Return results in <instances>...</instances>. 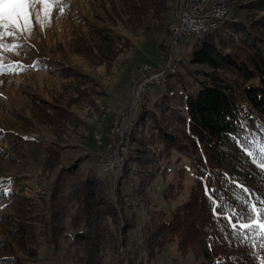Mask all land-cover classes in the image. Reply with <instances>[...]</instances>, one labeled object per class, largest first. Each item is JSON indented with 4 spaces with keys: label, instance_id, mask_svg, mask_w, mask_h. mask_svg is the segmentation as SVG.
<instances>
[{
    "label": "trees",
    "instance_id": "16d2710c",
    "mask_svg": "<svg viewBox=\"0 0 264 264\" xmlns=\"http://www.w3.org/2000/svg\"><path fill=\"white\" fill-rule=\"evenodd\" d=\"M119 6L136 22L145 19L142 23H147L165 13L171 14L174 0H119L116 7ZM232 8L230 20L194 46L184 67L185 74L173 75L164 86L163 95L141 106L139 117L128 130L127 153L116 183L102 167L98 170L94 153L64 167L66 149L61 150L54 163L55 168L62 170L61 176L52 192V202L48 200L42 206L45 218L38 233L43 238L34 245L48 247L60 242L54 227V210L72 208L64 236L74 251L86 254L83 250L92 241L94 209L99 198L107 196L105 201L114 208L113 216L123 198L140 205L148 203L152 184L170 172L164 162L176 154L178 162L187 161V168L177 169L162 197L171 201L172 194L180 195L185 173L192 172L195 180L189 187V199L174 212L152 204L147 206L143 241L134 251L125 250L128 263L151 264L165 246L174 243L180 256L192 253L201 260L198 264L264 262V249L259 247L255 232L244 241L234 237L225 221L215 214L219 209L214 210L205 192V186L216 189L215 199L220 201L223 197L221 202L238 208L243 207L238 201L240 196L251 195L253 202L257 197L264 198V171L248 155L254 141L264 144V0H235ZM171 23L169 16L164 19L169 34ZM39 62L33 68H45ZM84 90L70 101L72 107L81 109L91 104L92 99ZM58 108L53 125L57 127L67 121L73 125L69 128L76 127L74 112ZM41 123L52 125L46 119ZM48 149L49 145L44 149L46 154ZM237 184L246 186L250 193L242 192ZM10 188L0 189V215L19 194ZM120 221L124 229L126 224ZM32 229L29 227L31 238L36 237ZM34 245L29 249L16 242L0 245V264H36L40 249ZM141 248L149 254L145 260L138 256ZM19 252L23 254L20 260ZM123 263L122 254L116 251L111 264Z\"/></svg>",
    "mask_w": 264,
    "mask_h": 264
},
{
    "label": "rangeland",
    "instance_id": "374dc122",
    "mask_svg": "<svg viewBox=\"0 0 264 264\" xmlns=\"http://www.w3.org/2000/svg\"><path fill=\"white\" fill-rule=\"evenodd\" d=\"M181 3L182 0H174L171 14L165 13L147 23H142L145 19H141L139 23L123 12L121 6L116 7L119 0H67L64 15L55 12L50 24L37 26L31 36L25 31L22 38L15 41L24 45L22 55L4 53L5 63L17 61L24 68L0 76V180L4 181L6 189L11 187L19 192L11 207L0 215L1 247L16 242L29 249L34 243L41 242L43 237L38 233V226H43L45 218L42 206L48 200L52 202V192L60 179L62 170L55 168L54 163L61 150L66 149L64 167L94 153V161L101 171L100 154L105 152L104 146L118 140V128L123 124L121 118L129 116L130 119L124 134L126 143L132 122L139 117L141 106L146 105L143 96H138L146 77L164 70L170 59L181 62L176 74H185L184 67L188 65L189 56L202 40L193 35L182 39L175 47L171 30L170 34L167 33L164 19L168 16L172 19V28ZM234 3L235 0L231 13ZM38 60L39 65L45 68H33ZM165 76L164 82L151 87L145 94L148 102L163 95L164 86L173 75ZM82 88L92 99L91 104L76 109L70 101ZM133 104L136 105L133 107ZM58 107L74 112L76 127L69 128L73 125L67 121L57 127L53 125ZM44 119L52 125L42 124ZM47 145L46 154L44 149ZM123 158L118 167V177ZM177 158L175 154L164 162V167L170 172L152 184L150 201L144 205L123 198L113 216V207L110 208L109 201H105L107 196L99 198L101 193L97 197L100 200L94 209L96 218L92 241L83 250L84 255L74 251L64 236V230L70 225L69 211L72 208L65 211L56 208L54 227L60 242L48 247L34 245L40 249L36 264H111L116 251L122 254L123 264H129L125 250L134 251L142 243V229L148 222L147 206L152 204L174 212L189 199V187L195 180L192 172L185 173L184 190L180 195L172 194L171 201L162 197L164 189L174 180L177 169L187 168V161L178 162ZM117 180L114 179V182ZM121 219L126 224L124 229ZM29 227H33L37 238L29 236ZM147 255L142 248L139 250L138 256L142 260ZM22 256L20 252L17 255L19 260ZM199 261L192 253L180 256L177 243H174L165 246L150 262L198 264Z\"/></svg>",
    "mask_w": 264,
    "mask_h": 264
},
{
    "label": "snow or ice",
    "instance_id": "6c2138e0",
    "mask_svg": "<svg viewBox=\"0 0 264 264\" xmlns=\"http://www.w3.org/2000/svg\"><path fill=\"white\" fill-rule=\"evenodd\" d=\"M66 7L67 0H0V76L13 74L24 68L17 61L5 63V52L22 55L21 50L24 45L15 41L21 39L25 31L31 36L37 26L50 24L55 12L58 11L60 15H64ZM242 146L245 149L248 148L247 144ZM248 155L253 157V162L264 171V144L254 141ZM10 183L9 180L8 184ZM237 187L244 193L251 191L243 185L237 184ZM0 189L6 191L2 180H0ZM216 191L205 186L206 195L212 202L214 210L219 209L215 214L225 221V226L232 230L231 234L244 241L255 232L259 247L264 249V198L257 197L256 202H253L251 195L240 196L238 201L242 202L243 207L238 208L221 202L223 197L220 201L215 199Z\"/></svg>",
    "mask_w": 264,
    "mask_h": 264
},
{
    "label": "built area",
    "instance_id": "2783aa9c",
    "mask_svg": "<svg viewBox=\"0 0 264 264\" xmlns=\"http://www.w3.org/2000/svg\"><path fill=\"white\" fill-rule=\"evenodd\" d=\"M219 20H230L229 11H223L222 9V2H213L211 0H182L181 13L178 16L175 31V47L182 39L193 35L198 38L207 29L215 28ZM170 60L164 70L156 72L154 76H147L142 87H140L138 96L141 94L143 99H145V103H149L145 94L151 87L158 86L159 77L165 74L167 69H170ZM136 94L135 97H138ZM135 105L133 104V107ZM121 119L123 120V124L118 128V140L104 146L103 149L105 152L100 154V166L111 174L113 179L118 178L119 161L125 149L124 134L126 133L127 126L130 124L129 116Z\"/></svg>",
    "mask_w": 264,
    "mask_h": 264
},
{
    "label": "bare ground",
    "instance_id": "6f19581e",
    "mask_svg": "<svg viewBox=\"0 0 264 264\" xmlns=\"http://www.w3.org/2000/svg\"><path fill=\"white\" fill-rule=\"evenodd\" d=\"M216 2H222V9H223V11H229V17L231 18V6H232V3H233V0H217ZM180 13H181V4H180V8L178 10V14L176 16V21L173 20V24H174V22H175V24L171 28V36H172V39L173 40L175 39V31H176V26H177V20H178V16H180ZM227 21L228 20H219V23L217 24V26L215 28H213V29H207L206 31L202 32L200 34V36L198 37V39H201V40L204 39L205 36H207V35L215 32L217 29H219L220 27H222L225 24V22H227ZM178 63L180 64L181 62L178 61ZM178 63L175 62V61H173V60H170V69H167V71L165 72V74H171V75L176 74L177 73V70L179 69ZM175 69H177V70L175 71ZM165 74H163V75H161L159 77L158 85H160L162 82L165 81V78H166ZM154 75H155V73L153 75H150V76H154ZM128 138H129V136L126 135L125 141H128ZM125 152H127L126 151V148L124 149L123 155L125 154ZM119 164H120V161H119Z\"/></svg>",
    "mask_w": 264,
    "mask_h": 264
}]
</instances>
